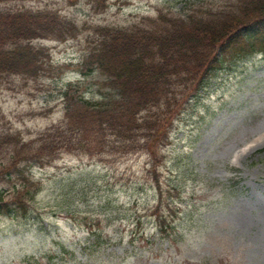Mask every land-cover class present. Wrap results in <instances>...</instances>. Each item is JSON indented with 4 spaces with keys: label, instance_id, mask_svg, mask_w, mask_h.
I'll return each instance as SVG.
<instances>
[{
    "label": "rangeland",
    "instance_id": "1",
    "mask_svg": "<svg viewBox=\"0 0 264 264\" xmlns=\"http://www.w3.org/2000/svg\"><path fill=\"white\" fill-rule=\"evenodd\" d=\"M187 1L40 0L28 6L59 12L78 25L73 39L42 43L57 68L83 61L95 28H130L162 10L183 15ZM192 3L212 8L235 2ZM228 67L173 126L158 174L162 201L143 153L62 155L32 170L42 191L27 219L0 214V264H239L240 258L264 264V56L238 61L229 72ZM49 74L0 84V133L21 135L18 149L59 124L62 90L70 83L92 101L114 95L99 72ZM15 151L14 145L4 147L0 170L13 168ZM11 181L6 172L0 191L9 190ZM91 229L99 231L97 240Z\"/></svg>",
    "mask_w": 264,
    "mask_h": 264
},
{
    "label": "trees",
    "instance_id": "2",
    "mask_svg": "<svg viewBox=\"0 0 264 264\" xmlns=\"http://www.w3.org/2000/svg\"><path fill=\"white\" fill-rule=\"evenodd\" d=\"M15 1L31 0H0V82L15 76L38 80L56 71L62 76L75 69L83 75L101 73L114 95L94 102L69 84L62 90L66 110L61 124L20 149L21 135L11 139L0 133V153L8 145L16 149L13 168L0 170V180L6 172L10 181L15 176L7 182L12 189L0 193V211L8 214L26 209L42 191L30 175L32 165L23 170L19 163L44 165L64 152L106 150L109 155L145 151L153 160L162 159L175 118L209 88L212 76L226 66L229 72L236 61L264 55V0H234L210 9L188 2L183 15L161 12L132 28H95L96 39L83 61L57 69L52 54L33 42L68 41L78 25L54 11L5 7Z\"/></svg>",
    "mask_w": 264,
    "mask_h": 264
},
{
    "label": "clouds",
    "instance_id": "3",
    "mask_svg": "<svg viewBox=\"0 0 264 264\" xmlns=\"http://www.w3.org/2000/svg\"><path fill=\"white\" fill-rule=\"evenodd\" d=\"M239 264H254V262H248V261H246L245 259L240 258V260H239Z\"/></svg>",
    "mask_w": 264,
    "mask_h": 264
}]
</instances>
